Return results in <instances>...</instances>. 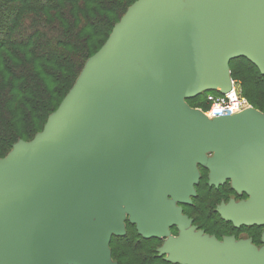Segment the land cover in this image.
<instances>
[{"label": "water", "instance_id": "water-1", "mask_svg": "<svg viewBox=\"0 0 264 264\" xmlns=\"http://www.w3.org/2000/svg\"><path fill=\"white\" fill-rule=\"evenodd\" d=\"M235 57L264 75V0H137L42 133L0 162V264H107L105 233L91 217L119 234L120 203L144 237L182 225L161 195L186 202L191 159L203 162L223 141L213 178L230 171L244 191L264 187V116L247 109L205 121L182 101L228 91ZM227 215L264 223V198ZM172 248L191 264H264V250L258 262L260 252L231 242Z\"/></svg>", "mask_w": 264, "mask_h": 264}, {"label": "trees", "instance_id": "trees-1", "mask_svg": "<svg viewBox=\"0 0 264 264\" xmlns=\"http://www.w3.org/2000/svg\"><path fill=\"white\" fill-rule=\"evenodd\" d=\"M133 1L18 0L14 5L2 0L11 13L0 6V16L10 15L13 22L7 31L0 29V157L43 128L73 84L76 71ZM21 10L29 15L26 25ZM238 58L257 69L248 59ZM261 75L256 82L264 79ZM137 236L145 243L156 238ZM138 258L139 264L150 263L142 255Z\"/></svg>", "mask_w": 264, "mask_h": 264}, {"label": "rangeland", "instance_id": "rangeland-1", "mask_svg": "<svg viewBox=\"0 0 264 264\" xmlns=\"http://www.w3.org/2000/svg\"><path fill=\"white\" fill-rule=\"evenodd\" d=\"M136 2L137 0H134L129 4L120 17L119 14L115 16L119 18L113 24L106 39H99L95 47V53L85 60L79 70L76 71L77 73L75 72L76 75L73 84L65 94L61 104L48 115L43 126V122H41L35 127L36 129L40 126L43 128L32 136L30 140H19L4 156L0 157V162L20 149L23 145L31 144L42 133L47 122L57 115L63 103L80 85L88 66L95 58V55L106 46L120 19ZM11 3L14 5L19 4L18 0H11ZM0 6L2 8L4 7L2 0H0ZM5 8L8 10L6 14H10L11 11L7 7ZM22 10L21 13L24 15ZM29 11L28 9L27 12ZM9 16H0V29L3 31H7L10 28L9 23L13 22ZM29 20V15L26 14L22 19V23L26 25ZM17 28L18 26L15 28L18 31L20 28ZM257 70L258 68L256 69L245 59L235 57L228 60V76L230 81L233 82V88L239 97L236 113L250 109L264 116V79H261V83L256 82L261 75L259 70ZM209 91L215 92L209 93ZM220 93L216 90H202L197 95L183 98L182 101L188 109L197 110L202 114H206L209 111L211 112V105L213 104V101L208 96H221ZM206 105H208L207 108ZM211 117L209 116V118ZM228 148L227 144L222 143L219 148L204 150L202 152L203 162L192 158L191 165L195 174V181L192 184L193 180L191 179L192 185L186 196L187 201L181 202L171 194H163V201L168 202L172 209H175L181 216H184V223L182 225H167L165 233L158 232L160 235L148 243L141 241L142 239L137 236L140 234V230L145 231L146 226L138 227V223L132 219V212L124 203H120L119 211L121 212L117 219V231L121 232L119 234H113L115 233L114 230H111L96 213H93L91 221L94 225L101 227L104 233H106L104 243L106 263L139 264L138 257L142 255L144 256V260L150 261L149 264H191L188 261H176L175 256L177 252L172 248L174 244L184 245L187 240L197 242L199 247L203 246L205 242H217L221 248H224L227 242H231L234 251H238L240 247L246 246L249 254L254 251L257 254L260 252L259 255H262L261 251L264 250V223L236 225L231 220L232 218L227 215V209L231 205H244L254 198L261 199L264 196V187H260L261 189L259 190L255 187H243V189H246L244 191L235 186V176L230 171L227 174H223L220 179L215 180L213 178L212 167L217 162L218 155L225 153ZM212 178L218 182L214 183ZM141 237L144 236L141 235ZM64 261L63 264H77L75 259Z\"/></svg>", "mask_w": 264, "mask_h": 264}, {"label": "built area", "instance_id": "built-area-1", "mask_svg": "<svg viewBox=\"0 0 264 264\" xmlns=\"http://www.w3.org/2000/svg\"><path fill=\"white\" fill-rule=\"evenodd\" d=\"M221 96L216 95H209V99L213 101V104L211 105V112L209 113V116L215 117V116H223V115H233L236 114L238 109V99L234 88H233V82L231 81V87L228 91L224 93H220Z\"/></svg>", "mask_w": 264, "mask_h": 264}, {"label": "bare ground", "instance_id": "bare-ground-1", "mask_svg": "<svg viewBox=\"0 0 264 264\" xmlns=\"http://www.w3.org/2000/svg\"><path fill=\"white\" fill-rule=\"evenodd\" d=\"M107 48V47H106ZM105 48V49H106ZM197 81H198V78H197ZM82 82V81H81ZM81 84V83H80ZM206 86H211V85H207L206 84ZM203 120H205V121H208V117H209V113H206V114H202V113H199L198 114ZM223 144L225 143V144H227V142L226 141H223L222 142ZM228 145L229 144H227V148H228ZM225 148V147H224ZM223 148V149H224ZM187 157V159L189 158V155H187L186 156ZM192 160V159H191ZM216 162V161H215ZM193 170V169H192ZM233 173L234 174H236L237 175V173H236V169L233 171ZM236 178H237V182H238V176H236ZM188 185H189V187H191V180H189L188 181ZM262 185V184H261ZM261 185H260V187H261ZM243 187H255L256 188V186L255 185H252V186H247V185H244ZM189 190H187V189H185V188H181V192L182 193H184L185 195H187V192H188ZM161 198L163 199V195H161ZM262 198H264V196L262 197ZM165 200V199H164ZM119 205V204H118ZM120 207V206H119ZM121 212V211H120ZM95 223V222H94ZM105 226V225H104ZM106 234V233H105ZM105 238H106V236H105ZM104 243H105V241H104ZM103 248H104V244H103ZM102 252H104V249H102ZM235 255H237L236 253H235ZM247 255V254H246ZM106 257V256H105ZM64 260H66V259H64ZM64 260H62L61 262H60V264H63L65 261ZM256 260L258 261V262H261V260H262V255H256Z\"/></svg>", "mask_w": 264, "mask_h": 264}]
</instances>
